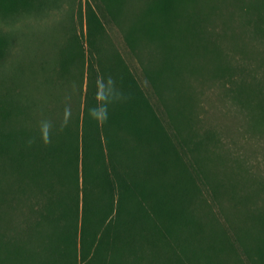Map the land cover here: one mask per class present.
Masks as SVG:
<instances>
[{
	"label": "rangeland",
	"instance_id": "374dc122",
	"mask_svg": "<svg viewBox=\"0 0 264 264\" xmlns=\"http://www.w3.org/2000/svg\"><path fill=\"white\" fill-rule=\"evenodd\" d=\"M152 1L124 0L117 19L121 26L98 0H37L28 11L0 16L7 38L0 55V96L9 111V117L0 118V130L14 129L23 139V128L44 136L67 131L72 122L74 127L88 73L86 55L82 58L74 44L83 43L87 53L86 8L93 6L104 27L97 36L102 60L111 64L119 55L164 133L196 146L193 154L188 151L193 169L232 191L237 206L227 199L221 211L239 226L246 211L264 208V0H177L175 12L156 11L166 44L140 40L134 53L123 27L150 17ZM71 54L76 55L69 70L61 74V63ZM144 68L158 82V94ZM148 126L154 123L149 120ZM0 189L7 201L0 211V240L36 254L47 229L39 220L47 196L31 178L8 167L0 172ZM200 213L208 217L210 208ZM26 226L35 232L25 234ZM143 243L136 241L125 264H168L163 251Z\"/></svg>",
	"mask_w": 264,
	"mask_h": 264
},
{
	"label": "trees",
	"instance_id": "16d2710c",
	"mask_svg": "<svg viewBox=\"0 0 264 264\" xmlns=\"http://www.w3.org/2000/svg\"><path fill=\"white\" fill-rule=\"evenodd\" d=\"M98 1L121 26L117 19L124 0ZM35 2L0 0V16L28 11ZM176 3L153 0L150 17L142 15L123 27L134 53L140 40L166 44L159 36L163 28L157 15L175 12ZM103 31L97 10L88 6L87 53L80 48L83 43L74 44L82 58L86 55L88 69L74 127L72 122L67 131L44 136L23 128V139L14 129L0 130V172L8 167L24 174L48 198L39 218L47 226L42 249L25 252L0 240V264H125L140 238L149 249L163 251L168 264H264V208L246 211L240 225H232L221 211L227 199L237 206L232 191L193 169L189 152L193 154L196 146L190 148L182 138L174 141L164 133L122 58L116 55L111 64L104 63L97 41ZM6 42L0 30V55ZM75 55L63 59L61 74L68 72ZM144 72L158 94L152 72ZM5 101L0 96L2 120L9 117ZM6 202L0 192V211ZM204 207L210 208L208 217L200 213ZM33 231L25 227V234Z\"/></svg>",
	"mask_w": 264,
	"mask_h": 264
}]
</instances>
